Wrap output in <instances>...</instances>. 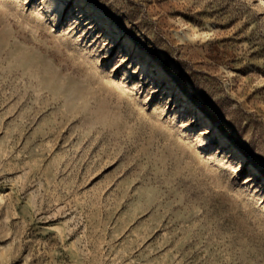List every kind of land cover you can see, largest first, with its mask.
Listing matches in <instances>:
<instances>
[{
    "label": "rangeland",
    "instance_id": "obj_1",
    "mask_svg": "<svg viewBox=\"0 0 264 264\" xmlns=\"http://www.w3.org/2000/svg\"><path fill=\"white\" fill-rule=\"evenodd\" d=\"M0 6V264H264V0Z\"/></svg>",
    "mask_w": 264,
    "mask_h": 264
},
{
    "label": "bare ground",
    "instance_id": "obj_2",
    "mask_svg": "<svg viewBox=\"0 0 264 264\" xmlns=\"http://www.w3.org/2000/svg\"><path fill=\"white\" fill-rule=\"evenodd\" d=\"M195 108V104L193 105V109ZM207 124L208 125H211L212 124V122L211 121H208L207 122ZM228 145H227V144ZM225 144H226V146H228L229 148H231V153L232 154H237V153H241L242 152V150L239 148V147H237V146H235V145H232V143H230V141L229 140H227L226 142H225Z\"/></svg>",
    "mask_w": 264,
    "mask_h": 264
},
{
    "label": "clouds",
    "instance_id": "obj_3",
    "mask_svg": "<svg viewBox=\"0 0 264 264\" xmlns=\"http://www.w3.org/2000/svg\"><path fill=\"white\" fill-rule=\"evenodd\" d=\"M0 7H2V6H0Z\"/></svg>",
    "mask_w": 264,
    "mask_h": 264
}]
</instances>
